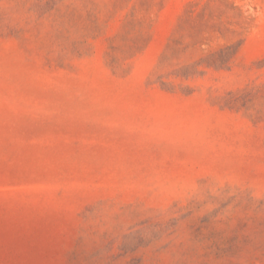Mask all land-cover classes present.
Here are the masks:
<instances>
[{
  "label": "rangeland",
  "instance_id": "374dc122",
  "mask_svg": "<svg viewBox=\"0 0 264 264\" xmlns=\"http://www.w3.org/2000/svg\"><path fill=\"white\" fill-rule=\"evenodd\" d=\"M0 264H264V0H0Z\"/></svg>",
  "mask_w": 264,
  "mask_h": 264
}]
</instances>
